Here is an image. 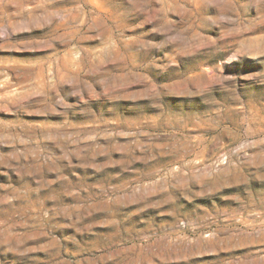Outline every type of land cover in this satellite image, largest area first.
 Returning <instances> with one entry per match:
<instances>
[{
    "label": "rangeland",
    "instance_id": "rangeland-1",
    "mask_svg": "<svg viewBox=\"0 0 264 264\" xmlns=\"http://www.w3.org/2000/svg\"><path fill=\"white\" fill-rule=\"evenodd\" d=\"M0 264H264V0H0Z\"/></svg>",
    "mask_w": 264,
    "mask_h": 264
}]
</instances>
